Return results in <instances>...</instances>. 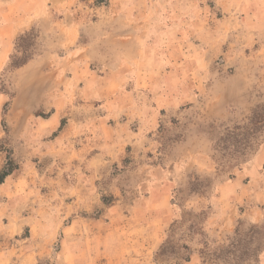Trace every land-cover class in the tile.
I'll return each instance as SVG.
<instances>
[{
  "label": "rangeland",
  "instance_id": "obj_1",
  "mask_svg": "<svg viewBox=\"0 0 264 264\" xmlns=\"http://www.w3.org/2000/svg\"><path fill=\"white\" fill-rule=\"evenodd\" d=\"M253 1L109 0L97 6L94 0H0V15L10 5L15 17H23L26 8L36 21L0 62V172L9 161L18 168L0 185V264H264V165L251 185L247 181V197L233 201L231 209L223 210L227 213L217 215L211 202L217 185L242 176L264 145V124L251 123L255 111L264 120V104L247 120L202 129L209 155L179 180L171 201L175 217L148 227L140 226L136 210L138 184L151 180L155 167L168 169L169 142L181 133L161 123L147 133L148 146L118 152L109 151L115 144L101 143L96 153L76 152L74 145L64 149L58 135L81 126L79 120L70 121V114L82 102L90 122L91 104L84 103L75 79L108 78L109 72L93 71L91 58L113 54L108 41L113 30L108 27L114 16L118 27H123V17L146 18L142 32L149 43L156 30L176 23L179 63L197 64L206 54L230 76L244 67H264V38H254L250 26L236 24L253 15L242 10ZM42 21L49 24L48 32ZM204 30L208 33L201 38ZM221 33H227L225 39L219 38ZM13 60L28 61L14 69ZM32 62L45 64L40 75L28 71ZM57 68L61 71L50 73ZM211 81L203 92L197 90V104L181 102L177 110L161 107L160 114L200 113ZM142 90L131 98V117L140 114L141 106L157 107L154 93L159 88ZM59 95L68 96L67 115L49 119ZM112 105H100L95 120L103 122ZM123 122L105 121L113 126ZM137 124L133 121L131 127ZM99 127L100 142L113 140ZM44 129L50 130L48 136Z\"/></svg>",
  "mask_w": 264,
  "mask_h": 264
},
{
  "label": "crops",
  "instance_id": "obj_2",
  "mask_svg": "<svg viewBox=\"0 0 264 264\" xmlns=\"http://www.w3.org/2000/svg\"><path fill=\"white\" fill-rule=\"evenodd\" d=\"M247 9L253 15L242 17V20L237 21L236 24L241 23L242 26L246 24L253 31L254 38H264V0H254L248 7L242 6L243 12H248ZM10 10V5H4L0 15V62L2 63L6 61L4 56H8L13 49L15 39L36 25V21L28 16V9L23 8L22 13L25 14L23 17H15ZM145 19L142 16L123 17V27H118L116 24L119 23V19L117 16L113 17L114 24L108 27L109 31L113 30L108 35L110 46L114 45L113 54L109 52L107 57L97 54L91 58V63L95 64L93 71L97 74L109 72L106 76L108 78L87 81L75 79L77 91L81 89V94H85L84 103L91 104L90 122L87 115H83L88 110L82 102L81 106L77 107V112L70 114L73 116V120L70 121L79 120L81 126L77 129L57 131L64 149L74 145L76 152L81 153H96L101 150V143L107 146L115 144L114 148L107 150L119 148L118 152L137 144L148 146L150 141L145 138L147 133L158 128L161 123L170 124L171 131L181 133L169 142L166 155L168 169L155 167L152 179H148L146 184H138L140 196L137 198L136 210L143 222L140 224L141 227L151 226L157 221L168 222L175 217L171 201L179 180L188 174L196 163L199 164L204 156L209 155L208 146L205 145L207 141L201 138L202 129L215 122L234 123L247 120V116L255 108L264 104V67H260L259 70L244 67L227 76L226 69L213 66L212 60L208 59L206 54L201 55L203 60L198 62V65L179 63L177 50L180 45L176 39L179 38L180 32L176 28V23H167L165 28L156 30L149 43L142 32L147 28ZM41 24L48 32L49 24L46 21H42ZM204 32L201 38H206L208 31L204 30ZM226 36L227 33H221L219 38L225 39ZM98 46L100 47V43ZM44 65L32 62L28 71L40 75L44 71ZM60 71L61 69L57 68L50 70V73ZM208 80H212V84L207 100L202 106L200 104V113L194 110L182 115L177 112L169 115L160 114L161 107L177 110L181 102L197 104L195 100L200 96L197 90L203 92L207 88ZM147 88H159L154 93L155 96L157 95L154 101L157 107L148 108L145 104V108L141 106L139 115L131 117L132 115H128L132 113L131 98L135 95V91L142 93V89ZM181 88L186 90L181 92ZM59 96L51 103L53 109L49 119H63L67 115L65 111L70 102L68 96ZM107 103L113 105L105 110V117L102 118L104 121L95 120L100 115V105L106 106ZM56 104L59 106L57 107ZM124 115H128L129 118H125ZM110 118L116 120L123 118L125 124L119 123V126H113L105 123V121L110 122ZM175 120L180 121L179 124L175 125ZM133 121L138 123L139 128L131 127ZM100 124L104 126L106 136L113 135V140L105 139L100 142ZM180 124L181 129H179ZM43 133L44 136H48L50 130L44 129ZM118 152L115 153L119 156L121 153ZM261 165H264V145L247 164L242 176H236L217 185V196L211 201L215 205L217 215L227 213L223 210L231 209L233 201H243L247 197L251 190L249 186L259 173ZM204 168L210 171L207 165ZM247 181H250V185ZM91 189L93 192V188Z\"/></svg>",
  "mask_w": 264,
  "mask_h": 264
},
{
  "label": "trees",
  "instance_id": "obj_3",
  "mask_svg": "<svg viewBox=\"0 0 264 264\" xmlns=\"http://www.w3.org/2000/svg\"><path fill=\"white\" fill-rule=\"evenodd\" d=\"M95 4L97 6L99 5H105L109 2V0H94ZM27 34V33H26ZM19 38H22L21 36ZM14 59V57H13ZM28 60L26 61H22V62H15L13 60V68H19L23 65H25L27 63ZM259 117V114L255 111L253 114V118L251 119V123L255 124V123H260V124H264V120L263 119H257ZM261 118V116H260ZM17 166L14 165L13 161H9L5 168L0 172V185L4 184L5 180L11 176L16 170H17ZM185 261H189V259H185Z\"/></svg>",
  "mask_w": 264,
  "mask_h": 264
}]
</instances>
